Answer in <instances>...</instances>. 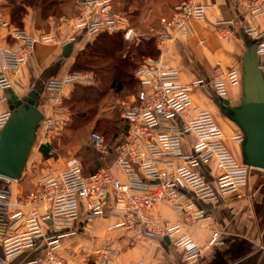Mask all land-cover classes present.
Returning <instances> with one entry per match:
<instances>
[{
	"label": "built area",
	"instance_id": "obj_1",
	"mask_svg": "<svg viewBox=\"0 0 264 264\" xmlns=\"http://www.w3.org/2000/svg\"><path fill=\"white\" fill-rule=\"evenodd\" d=\"M77 14L73 17L74 30L81 35L100 32H122L124 39L138 44L148 37L130 26L125 14L113 9V0H72ZM1 3V0H0ZM251 19L264 18V0H238ZM206 7L196 0L182 2L170 20H164L165 29L188 36L191 24L202 20ZM0 26L8 28L12 47L0 41V90L12 89L13 77L27 65L36 44L57 43L52 35L31 36L25 29L13 27L0 18ZM247 36L257 42V53L264 60V31L248 27ZM219 35L225 36L221 32ZM70 37L63 45L72 44ZM172 37L160 35L164 47ZM138 91L128 99L116 98L113 107L128 124L122 141L115 148L114 168L84 175L81 163L74 158L66 162L58 174L42 175L34 191L18 196L15 182L0 176V264L22 253L33 257L25 264H65L60 255L62 241L77 235L76 228L84 217H105L118 223L109 231L132 233L134 241L148 238L169 239L184 252L185 260H196L202 250L182 230L186 224L204 227L210 221L206 212L197 209L196 202H213L218 196L239 194L247 188L252 168L239 163L226 145L225 132L213 115L195 105L193 93L202 87H211L217 98L224 99L230 87L243 82L239 69L223 71L215 68L211 81L198 80L183 84L177 70L159 59L146 60L137 70ZM94 71L74 72L64 79H50L45 90L53 102L52 117H44L43 133L37 143L50 144L62 135L66 115L57 110L64 101L69 85H94ZM3 100V99H2ZM10 118V111L0 114V133ZM245 141L241 132L232 138ZM89 146L102 157L109 150L99 133H91ZM52 146V145H51ZM218 161L219 174L207 180L203 169L212 160ZM177 162H183L179 165ZM159 205L169 206L180 217L173 225L155 213ZM220 243V234L214 233L211 246ZM96 264H113L117 252L107 248L96 254ZM135 264H146L137 262Z\"/></svg>",
	"mask_w": 264,
	"mask_h": 264
},
{
	"label": "crops",
	"instance_id": "obj_2",
	"mask_svg": "<svg viewBox=\"0 0 264 264\" xmlns=\"http://www.w3.org/2000/svg\"><path fill=\"white\" fill-rule=\"evenodd\" d=\"M20 1L1 0L0 3V18L8 21L13 27H19L13 23L12 15L14 7L21 4ZM132 1L133 5L140 4L135 29L144 32L149 38H156L158 57L146 60L159 59L177 70L183 84L198 80L211 81L215 77L218 63L221 64L223 71L239 69L243 73V57L251 46L257 45L255 39L247 36L245 31L251 26L264 31V18L251 19L247 9L238 5V0H196L198 5L207 8L206 14L202 20L192 22L188 36H181L162 25L164 20L172 18L182 2L188 0ZM112 7L120 12L121 2L113 0ZM25 8L22 28L35 37L52 35L58 42L35 45L27 65L13 77L12 89L21 98L28 96L32 91H37L39 110L44 117H52L53 102L45 90L46 82L50 79H64L74 73L72 70L77 55L95 39L97 34L78 37L73 24V17L77 14L76 4L70 0H58V6L55 5L52 10L48 9V14H44L36 6ZM221 32L226 35L224 37L219 35ZM162 34L172 37L164 47L159 45ZM70 37L77 39L72 43L71 55L65 58L63 45ZM0 41L9 47L15 45V41L9 37L8 28L1 26ZM260 64L264 74L263 59L260 60ZM73 86H67L64 98ZM192 97L195 105L213 115L216 123L225 132L228 150L237 162L245 164L243 145L232 139L241 134V130L223 114L224 102H228L232 107L241 105L243 82L230 87L224 99L215 97L209 86L197 89ZM58 109L66 115L63 103ZM7 111H10V108L5 100V90H0V114ZM39 132L42 135V124ZM122 136L123 134H120L109 148L113 149L117 141L120 144ZM109 148V153L102 159L99 158L100 162L95 167L96 173L104 168H112L118 177H122L114 168L115 149L110 152ZM54 151L52 148V154ZM70 159L69 157L57 164H52L49 159L46 163L48 166L43 168L41 173L29 175V180L24 181L22 186H19L20 184L13 186L15 194L23 196L34 191L42 175L60 173ZM177 164L181 165L183 162ZM203 173L212 183V176L220 173L218 161L212 160L203 169ZM196 203L197 209L205 211L210 221L204 227L186 224L182 230V233L188 235L202 250L200 256L191 262L185 260L183 250L174 246L169 239L148 238L134 241L132 233L109 231L118 221L105 217L92 219L83 217L80 233L62 241L60 255L65 264H96V254L110 248L117 252L113 264H135L141 261L146 264H264V175L261 170H251L247 188L239 194L218 196L209 203ZM155 213L173 225H177L181 220L167 205H159ZM214 233L220 234V243L211 246ZM31 257L32 254L22 253L9 259L7 264H25Z\"/></svg>",
	"mask_w": 264,
	"mask_h": 264
},
{
	"label": "water",
	"instance_id": "obj_3",
	"mask_svg": "<svg viewBox=\"0 0 264 264\" xmlns=\"http://www.w3.org/2000/svg\"><path fill=\"white\" fill-rule=\"evenodd\" d=\"M73 44H67L63 56L69 58ZM243 66V98L241 105L232 107L224 102L223 114L235 123L245 136V164L261 170L264 175V74L258 58L257 45L245 53ZM39 93L32 91L21 98L13 89L5 90L10 118L0 133V176L20 181L36 143L38 125L44 119L38 108ZM39 152L45 160L52 158V146L41 144Z\"/></svg>",
	"mask_w": 264,
	"mask_h": 264
},
{
	"label": "trees",
	"instance_id": "obj_4",
	"mask_svg": "<svg viewBox=\"0 0 264 264\" xmlns=\"http://www.w3.org/2000/svg\"><path fill=\"white\" fill-rule=\"evenodd\" d=\"M124 1V5H126L123 11L129 20L130 26H135L134 24L139 13L140 4L137 3L136 5H133L132 0ZM24 5L29 7L36 6L37 8H40L44 14H48V9L52 10L55 5L56 7L58 6V0H23L20 5L15 6L13 9L12 21L14 24L21 28L22 19L24 17V14L26 13V8ZM57 9L59 10V7ZM125 43H127V41L124 39L122 32L98 33L95 39L91 43H88L86 47L77 55L72 70L73 72L94 71L97 75L94 85L76 84L73 86L77 91L75 90L72 93V102L88 103L96 101L98 104L101 103V101H104L106 97L109 98L110 96L111 98V106L109 112H111L112 128L110 130L108 129L106 134L99 133L104 136L108 148L114 144L117 135L116 131L124 135L128 129V124L121 117L120 111L113 107V100L116 98L128 99L138 91L139 85L135 76L137 70L143 64V62H145L146 59L156 58L158 57L159 53L156 47V38L153 37L144 39L141 44H139L138 46H132L133 49L130 48L129 50H125ZM141 59H143L144 61H141ZM103 83H106L108 85V89L111 94H107V91H105V89L102 87ZM92 96L94 97V99L92 98ZM70 121L71 115L68 116L66 125V128L68 127L66 129L67 131L71 130ZM81 129L82 128H79L75 130V132L78 133L80 131H84ZM60 137V140L58 141L62 142V138ZM118 144L119 142L117 141L113 149H115L116 145L118 146ZM53 147L54 146H52V148ZM113 149H110V152H113ZM87 150L95 151L90 146H87ZM96 156L97 157L95 161L92 163L94 168L100 162V155L97 153ZM47 161L48 160H46L45 162ZM82 167L84 175H91L96 173L97 168H95V172L87 173V169L84 167V165Z\"/></svg>",
	"mask_w": 264,
	"mask_h": 264
},
{
	"label": "rangeland",
	"instance_id": "obj_5",
	"mask_svg": "<svg viewBox=\"0 0 264 264\" xmlns=\"http://www.w3.org/2000/svg\"><path fill=\"white\" fill-rule=\"evenodd\" d=\"M122 9L120 12L124 14V0H120ZM22 3V0L20 1ZM18 6V5H16ZM54 9V8H52ZM136 24V23H135ZM134 24V25H135ZM136 26V25H135ZM134 26V28H135ZM133 27V26H132ZM149 39V37H146ZM145 38V39H146ZM138 44H132V43H125L124 48L125 50H129L132 48V46H138ZM143 59H141L142 61ZM144 61V60H143ZM105 91H107V94H111V92L108 89V85L106 83H103L102 86ZM75 87H72L69 91V93L66 95L63 101V107L66 113V118L68 120V116L71 115V121H70V131H67L66 125L64 126V129L62 130V135L60 138H62V142L58 141L60 140L59 137L52 140L51 145L54 146L55 149L54 154L52 158H50L52 164H57L64 159L67 158H74L77 159L82 166L87 169V173H93L95 172V168L93 166V162L96 159L97 151L87 150V146H89L88 138L91 133H102L106 134L107 130L112 128V122H111V112H109L110 109V102L111 98H105L104 101H101V103L95 102H88V103H74L72 102V93L75 91ZM77 91V90H76ZM82 91V90H79ZM68 92V91H67ZM94 99V97L92 96ZM89 99V98H88ZM39 129L37 132V138L36 143L32 147L29 155V160L27 163V166L24 169L23 178L22 180L15 182L14 186L17 184H20L19 186H22L24 181L29 180V175H38L41 173L43 168H46L48 166V162H45L46 160L43 158L42 154L36 149L38 141L41 140L42 135L40 134V127L41 123L38 125ZM82 128L78 133L75 132V130ZM76 133V134H75ZM116 138L120 135L118 131H116ZM57 139V140H56ZM53 149V150H54ZM97 152V153H96ZM99 157V156H98ZM30 161V162H29ZM245 161V160H244ZM66 166V165H65ZM65 168V167H64ZM81 222H79V226H77L76 231L80 233L81 229Z\"/></svg>",
	"mask_w": 264,
	"mask_h": 264
},
{
	"label": "bare ground",
	"instance_id": "obj_6",
	"mask_svg": "<svg viewBox=\"0 0 264 264\" xmlns=\"http://www.w3.org/2000/svg\"><path fill=\"white\" fill-rule=\"evenodd\" d=\"M51 156H53V155H51Z\"/></svg>",
	"mask_w": 264,
	"mask_h": 264
}]
</instances>
